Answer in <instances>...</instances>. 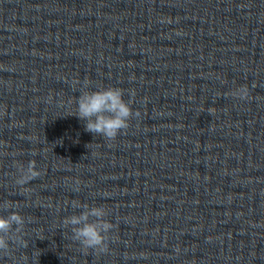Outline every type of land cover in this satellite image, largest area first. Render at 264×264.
Instances as JSON below:
<instances>
[{"label":"clouds","instance_id":"9594fccd","mask_svg":"<svg viewBox=\"0 0 264 264\" xmlns=\"http://www.w3.org/2000/svg\"><path fill=\"white\" fill-rule=\"evenodd\" d=\"M233 95L243 100L246 99L248 90L241 87ZM133 115L130 103L124 99V91L118 87L85 90L76 97L75 116L85 122V131L99 137L115 139L129 127ZM135 116H139V112ZM39 175L35 162L30 161L26 167L19 169L15 182L23 188ZM73 207L82 211L63 220L64 227L71 230L72 239L84 249L107 251V238L113 224L106 219V209L78 202H74ZM24 224V217L16 211H10L6 216L0 215V252L8 253L13 234L19 233Z\"/></svg>","mask_w":264,"mask_h":264}]
</instances>
